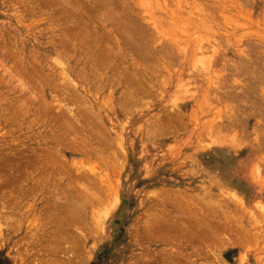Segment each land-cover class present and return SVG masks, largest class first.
<instances>
[{"label": "rangeland", "instance_id": "obj_1", "mask_svg": "<svg viewBox=\"0 0 264 264\" xmlns=\"http://www.w3.org/2000/svg\"><path fill=\"white\" fill-rule=\"evenodd\" d=\"M0 264H264V0H0Z\"/></svg>", "mask_w": 264, "mask_h": 264}, {"label": "bare ground", "instance_id": "obj_2", "mask_svg": "<svg viewBox=\"0 0 264 264\" xmlns=\"http://www.w3.org/2000/svg\"><path fill=\"white\" fill-rule=\"evenodd\" d=\"M30 163H31V162H30ZM32 164H33V163H32ZM51 166H52V165H51ZM51 166H50V167H51ZM68 208H69V207H68ZM96 221H97V222H96L97 225H100V224H101L100 221H99V222H98V220H96ZM100 226H101V225H100ZM72 238H73V237H72ZM73 239H74V238H73ZM74 240H75V239H74Z\"/></svg>", "mask_w": 264, "mask_h": 264}]
</instances>
